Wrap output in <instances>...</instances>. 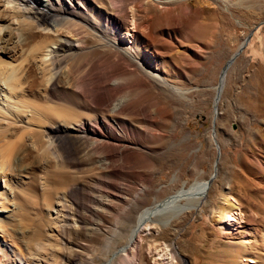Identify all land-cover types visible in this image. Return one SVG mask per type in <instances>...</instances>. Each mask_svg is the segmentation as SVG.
Returning <instances> with one entry per match:
<instances>
[{"label": "rangeland", "instance_id": "obj_1", "mask_svg": "<svg viewBox=\"0 0 264 264\" xmlns=\"http://www.w3.org/2000/svg\"><path fill=\"white\" fill-rule=\"evenodd\" d=\"M128 2L136 3L127 6L131 32H121L120 40L138 49L139 33L144 46L138 52L183 93L141 73L125 77L134 103L145 104L147 112L156 110L150 112L151 134L121 131L138 151L126 172L106 169L98 154H85L82 141L66 134L65 125L37 122L39 114L35 119L26 116L21 108L27 110L31 103L60 105L83 118L101 113L79 107L75 100L69 104L57 80L47 84L35 76L31 56L0 54V64L6 62L3 68L20 67L13 82L22 89L24 105L18 109L13 102L6 113L0 106V127L7 126L9 133L0 136V149L10 147L9 160L0 169V192H5L4 197L0 194V224L6 222V231L13 233L10 259L105 264L116 253L110 264H120V250L139 212L196 180H210L216 167L198 211L182 214L169 225L146 222L136 252L131 248L127 254L136 253L134 264H264V0H188L191 12L179 26H168V13L148 0ZM133 9L140 26L149 22L142 33L132 23ZM85 37L87 47L97 43L91 33ZM240 47L227 69L216 112L222 68ZM105 52L100 47L96 53ZM50 57L53 72L70 60ZM6 86L0 80V89ZM103 112L142 128L141 115ZM54 182L58 184L53 187ZM109 191L108 209L101 200ZM229 209L227 221L222 216ZM39 217L45 221H36ZM13 218L18 221L14 230ZM6 260L0 256V262Z\"/></svg>", "mask_w": 264, "mask_h": 264}, {"label": "bare ground", "instance_id": "obj_2", "mask_svg": "<svg viewBox=\"0 0 264 264\" xmlns=\"http://www.w3.org/2000/svg\"><path fill=\"white\" fill-rule=\"evenodd\" d=\"M148 1L160 11L168 13L166 20L168 26L184 24L191 12L188 0ZM99 3V0H0V54H6L10 58L19 56L29 58L31 56L36 67L35 76L39 77L42 82L51 84L52 81L57 80L65 88L68 103H73L75 100L73 104L101 113L100 116H93L94 118H83L78 111L70 112L71 109L69 108V111H66L68 109L63 110L60 105L31 103L27 106V110L21 108V111L28 112L26 116L35 119L36 114H39L36 118L37 122H39L38 119H42L56 122L58 126L65 125L66 134L82 141L86 150L85 154H98L100 165L106 169L126 172L133 166L131 164L132 155L138 151L132 142L124 140L121 131L151 134L153 130L150 127L153 125L151 118L156 110L150 111L153 113L152 115L149 111L147 112L148 108L145 104L137 105L134 103V98L127 93L131 84L125 77L135 75L137 72L167 85L174 91L183 93V90L169 83L158 69L145 61L147 59L143 56V52H138L144 46L139 33L135 34V42L140 43L141 47L138 48L140 50L135 47L136 44L128 46L120 40L121 32L129 33L130 31L131 16L129 17L127 6L128 4L136 6V3H129L128 0H102V5ZM133 11L132 23L138 28V31L142 33L149 29V22L145 25H139L137 12L134 9ZM89 33L97 41L92 47H87L85 36ZM6 35L9 38L6 39ZM48 39H51V42L47 41ZM7 41L8 45L5 44ZM100 47H103L106 52H111V54L107 55L106 52L97 54L96 52ZM50 56L69 57L70 60L65 67L53 72ZM5 63L0 64V80L7 85L0 89V106L3 105L1 107L4 108L1 110L4 109V112L5 109L10 110V105L13 102L19 104H15L18 109V106H24L20 96L22 89L16 88L13 82L16 76L20 74V67L18 69L12 67L10 70L3 68L6 66ZM227 69L223 72L222 81L216 88L218 93L215 101L216 112H218V102L225 85ZM19 86L21 87V85ZM44 95L46 94L44 93ZM107 110L111 113L128 116L141 115L142 128H133L127 122L110 118L109 114L103 112H107ZM20 117L19 120L24 118V116ZM7 130V126L0 129V136L3 139L9 135ZM23 135L26 134L23 132ZM9 157L10 147L4 146L3 149H0V158L3 160H0V169L5 162H8ZM60 175L58 172L53 174L58 178ZM211 180H196L190 186H183L176 194L162 201H155L142 209L139 212L137 223L130 232L127 244L120 250L124 253V259L120 264H134L133 260L136 253L130 257L127 253L131 248L136 252L138 236L145 229L146 222L169 225L174 218L182 214L198 211L207 196ZM55 184L58 183L54 182V185L51 186L54 187ZM4 193V191L0 192L3 197ZM111 197L112 193L109 191L108 198L101 200L105 204V208H110ZM232 204L235 205L233 202ZM231 211V209L224 211L222 218L227 221L230 220ZM41 218L39 217L36 221L43 223L45 220ZM28 221L30 222V220ZM36 221L34 222L36 223ZM13 222L16 224H11L12 230L16 229L18 221L16 222L13 218ZM2 223L0 224V237H2L0 238V256H5L7 260L1 261L0 264H44L36 258L10 259L9 254L13 247L10 236L13 233L6 231V222ZM12 239L14 240V237ZM249 242L250 240H247L246 244L248 245ZM116 256L115 253L105 264H110Z\"/></svg>", "mask_w": 264, "mask_h": 264}, {"label": "water", "instance_id": "obj_3", "mask_svg": "<svg viewBox=\"0 0 264 264\" xmlns=\"http://www.w3.org/2000/svg\"><path fill=\"white\" fill-rule=\"evenodd\" d=\"M247 39V38H246ZM243 46V45H242ZM241 46V47H242ZM241 47L238 49V51L237 52H235L234 53V55L226 62V64L224 65V67L222 68V71L221 72H225V70L227 69V67H228V65H229V63L233 60V58L237 55V53L240 51V49H241ZM217 97H218V94L216 93V96H215V98H214V101L217 99ZM214 119H213V122H212V136H213V138H214ZM216 144V143H215ZM216 148H217V150H218V146H217V144H216ZM217 154H218V156H219V152L217 151ZM217 161H218V157L216 158V160H215V164L217 163ZM215 173H216V167H214V173L212 174V176L209 178L210 180L214 177V175H215Z\"/></svg>", "mask_w": 264, "mask_h": 264}]
</instances>
